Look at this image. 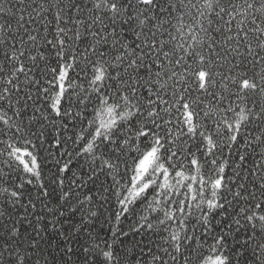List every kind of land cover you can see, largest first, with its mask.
<instances>
[{"label":"snow or ice","instance_id":"6c2138e0","mask_svg":"<svg viewBox=\"0 0 264 264\" xmlns=\"http://www.w3.org/2000/svg\"><path fill=\"white\" fill-rule=\"evenodd\" d=\"M0 264H264V0H0Z\"/></svg>","mask_w":264,"mask_h":264},{"label":"trees","instance_id":"16d2710c","mask_svg":"<svg viewBox=\"0 0 264 264\" xmlns=\"http://www.w3.org/2000/svg\"><path fill=\"white\" fill-rule=\"evenodd\" d=\"M106 227V226H105Z\"/></svg>","mask_w":264,"mask_h":264}]
</instances>
